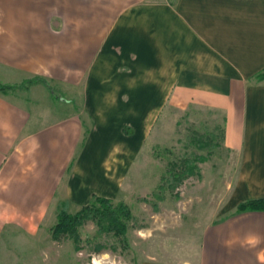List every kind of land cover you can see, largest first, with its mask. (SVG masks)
I'll list each match as a JSON object with an SVG mask.
<instances>
[{"label": "crops", "instance_id": "obj_1", "mask_svg": "<svg viewBox=\"0 0 264 264\" xmlns=\"http://www.w3.org/2000/svg\"><path fill=\"white\" fill-rule=\"evenodd\" d=\"M0 69L82 90L49 122L0 92V242L35 236L54 205L119 198L164 108L198 106L226 118L234 169L198 257L176 264H264V211L237 212L264 197V0H0Z\"/></svg>", "mask_w": 264, "mask_h": 264}, {"label": "rangeland", "instance_id": "obj_2", "mask_svg": "<svg viewBox=\"0 0 264 264\" xmlns=\"http://www.w3.org/2000/svg\"><path fill=\"white\" fill-rule=\"evenodd\" d=\"M0 76L15 83V75L0 69ZM57 100L44 99L37 89L26 92L13 89L17 100L48 111L46 122L82 108V90L56 81ZM23 84V83H21ZM23 91H20V90ZM75 103H62V98ZM36 99L42 107H38ZM75 105V106H74ZM34 109V108H33ZM77 112V111H76ZM86 122L90 119L82 115ZM223 113L191 106L187 109L167 105L152 127L143 149L128 174L120 197L131 209L124 241L113 232H104L92 220L79 227L80 242L69 234L55 240L51 228L57 222L60 207L52 206L35 236L11 229L0 242V264H141L156 260L164 264L194 261L201 250L204 228L217 219L225 198V181L234 169L222 149ZM201 139L202 141H199ZM199 175L175 183L170 176V162L194 160ZM168 180V181H167ZM78 206L69 210L76 212ZM98 246H105L98 251Z\"/></svg>", "mask_w": 264, "mask_h": 264}, {"label": "trees", "instance_id": "obj_3", "mask_svg": "<svg viewBox=\"0 0 264 264\" xmlns=\"http://www.w3.org/2000/svg\"><path fill=\"white\" fill-rule=\"evenodd\" d=\"M259 80L264 79V69L257 75ZM42 83L48 89L55 94L54 87L50 81L46 78L36 76L26 80L23 84L18 85L17 88H29L33 84ZM16 85L4 84L0 82V92L3 94L9 93ZM226 122L224 117L223 123ZM225 124V123H224ZM225 133V126L222 127V139ZM88 130L86 129L84 134V140H86ZM199 141H202L199 139ZM205 161L204 157H196L194 160H182L180 163L170 162V176L175 183H181L187 177L198 174V165L196 162ZM73 162L70 165L72 166ZM69 170V169H68ZM168 181V180H167ZM245 211H264V197L257 199H249L239 203L237 206V212ZM134 215L129 208L123 202L117 204L114 200L94 195L89 204L83 206L75 213H70L62 208L57 214V222L51 228L52 237L57 240L62 234H69L76 243L80 242L79 227L86 221L92 220L97 224L99 229L104 232H113L115 235L121 237L124 241L127 239V233L129 230L130 222L133 221ZM105 246H98V251L104 249Z\"/></svg>", "mask_w": 264, "mask_h": 264}]
</instances>
